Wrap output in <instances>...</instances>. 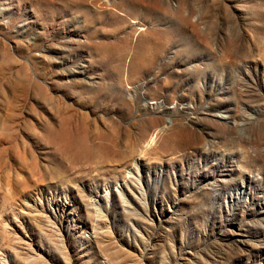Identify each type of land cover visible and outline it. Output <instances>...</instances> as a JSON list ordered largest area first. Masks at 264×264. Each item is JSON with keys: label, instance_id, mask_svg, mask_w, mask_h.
Listing matches in <instances>:
<instances>
[{"label": "rangeland", "instance_id": "rangeland-1", "mask_svg": "<svg viewBox=\"0 0 264 264\" xmlns=\"http://www.w3.org/2000/svg\"><path fill=\"white\" fill-rule=\"evenodd\" d=\"M0 264H264V0H0Z\"/></svg>", "mask_w": 264, "mask_h": 264}]
</instances>
